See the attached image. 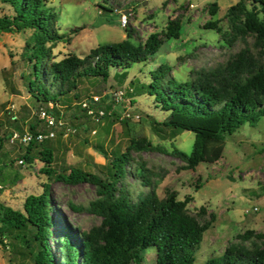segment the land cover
I'll list each match as a JSON object with an SVG mask.
<instances>
[{"label": "rangeland", "instance_id": "obj_1", "mask_svg": "<svg viewBox=\"0 0 264 264\" xmlns=\"http://www.w3.org/2000/svg\"><path fill=\"white\" fill-rule=\"evenodd\" d=\"M236 1L45 0L56 14L54 27L64 35L55 43L46 42L51 48L48 61H56L67 53L83 56L100 44L126 37L144 41L149 34L157 32L165 38L164 31L170 19L179 20V34L165 38L158 50L146 60L133 62L126 68L111 67L106 80L92 76L79 80L78 87L64 100L69 104L64 111L68 114L65 118L72 124L76 123L77 129L68 135L57 133L51 139L53 172L47 174L42 170L43 161L39 156V150L49 143L48 140L32 145L34 160L20 162L17 159L22 157L24 149L18 142L10 146V142L3 139L0 147V201L21 208L27 194L39 193L47 184L55 209L73 227L89 229L99 223L101 217L86 208L71 207L70 203L86 207L97 197L95 185L87 181L66 183L57 179L56 173L76 165L106 177L111 170L110 159L125 150L129 132L136 128L141 118H145V135L159 148L130 151L132 159L126 165L123 181L131 197L137 199L150 188L162 196L165 187L169 186L177 190L180 199L186 194L192 196L187 205L191 212L196 213L203 205L207 210L205 218H209L210 211L214 213V220L204 230L200 245L194 252V264H202L210 256L222 253L230 243L264 246V114L256 116L254 122H244L234 131L224 133L223 150L217 159L201 160L194 168H184V161L172 149L176 147L189 153L194 132L182 129L171 136L169 128L162 124L167 113L155 106L151 95L144 92L136 94L135 88V85L148 82L149 70L160 63L167 64L168 72L174 77L188 79L193 71L224 64L233 54L244 49L264 60L251 34L242 35L234 31V20L228 14V7ZM213 2L215 4L211 5ZM211 8H214L213 13ZM120 10L128 14L125 26L120 23ZM12 11L9 3L0 0V15ZM209 20L216 22L219 32L203 26ZM31 32L28 28L0 32L2 138L15 128L29 130V122H36L35 111L46 105V102L36 100L28 88V81L33 77L32 61L27 58V44L33 42ZM42 61L38 59L39 64ZM114 87L122 88L126 94L120 101L102 100L111 111L101 121L94 122L77 107L86 93L105 96V92ZM74 91L79 93L78 97H74ZM128 111L138 113L140 117L120 118ZM142 163L148 170L144 176L150 179L149 182L141 177L138 166ZM253 206L257 209L253 210ZM246 208L249 211H245ZM57 219L59 224L58 216ZM57 228L53 226L55 233ZM5 238L9 245L3 247L0 244V264H34V246L25 248L12 236L6 235ZM51 240L52 237L50 242L53 245ZM54 253L56 255L55 249ZM141 254V264H153L155 245L146 247Z\"/></svg>", "mask_w": 264, "mask_h": 264}, {"label": "trees", "instance_id": "obj_2", "mask_svg": "<svg viewBox=\"0 0 264 264\" xmlns=\"http://www.w3.org/2000/svg\"><path fill=\"white\" fill-rule=\"evenodd\" d=\"M3 1L9 3L13 11L0 15V32L32 30L33 42L27 44V58L32 61L33 77L28 81V88L36 100L53 102L57 115H68L64 111L69 104L64 100L83 77L106 80L111 67L126 68L133 62L146 60L165 38L179 34V20L170 19L164 31L165 38L157 32L149 34L144 41L126 37L100 44L83 56L67 53L56 61H48L51 48L46 42L55 43L64 38L54 27L56 14L45 0ZM228 14L234 20V31L251 34L264 58V0H237L228 7ZM203 26L219 32L213 20ZM39 58L43 60L40 64ZM168 68L167 64L160 63L150 69L148 82L135 85V88L136 94L151 95L155 106L167 113L162 124L169 128L171 136L182 129L194 132L189 153L176 147L172 149L184 161V168H194L201 160L217 159L223 150L224 133L234 131L244 122H254L256 116L264 114V60L247 49L236 52L224 64L193 71L188 79L174 77ZM73 95L78 97L79 93L74 91ZM77 107L81 110L79 104ZM144 121L145 118H141L136 128L129 132L125 150L110 159L111 170L106 177L76 165L56 173V178L66 183L87 181L95 185L97 197L86 207L72 203L70 206L86 208L99 215V223L87 230L73 227L51 203L45 184L41 192L27 194L21 208L0 201V244L3 247L9 245L5 240L8 235L25 248L34 246V264H141V252L150 245L156 248L153 264H194V252L204 230L214 220V213L210 211L209 218H205L207 210L203 205L196 213L191 212L187 205L192 196L186 194L180 199L177 190L169 186L165 187L162 196L150 188L133 199L123 181L126 165L132 159V149L159 148L146 137ZM36 127L37 122H29V130L34 131ZM11 132L9 130L4 138L0 136V147L3 139L8 141ZM51 139L18 143L24 149L21 158L31 162L36 158L31 153L32 145L48 140L49 143L39 150V156L43 161L42 170L47 174L53 172ZM138 167L141 177L149 182L150 179L144 176L148 170L143 163ZM56 216L61 221L59 224ZM53 226L58 227L56 233ZM202 264H264V246L230 243L222 253L210 256Z\"/></svg>", "mask_w": 264, "mask_h": 264}, {"label": "built area", "instance_id": "obj_3", "mask_svg": "<svg viewBox=\"0 0 264 264\" xmlns=\"http://www.w3.org/2000/svg\"><path fill=\"white\" fill-rule=\"evenodd\" d=\"M192 5V4H191ZM119 18L121 25H126L128 22V14L119 11ZM105 99L107 100H115L120 101L124 99V90L122 88H112L109 91L105 92ZM104 99V95L102 94H89L87 96L82 97L78 103L81 108L83 114L87 115V117L91 118L94 122L101 121L105 115L110 113V109L106 110V105L102 103ZM55 104L51 101L47 102L45 106H41L35 111L36 114V122L37 127L34 131L24 130L22 132L18 130H12L9 134L8 141L9 142H18L22 144L29 143L30 141H43L46 138H53L57 133H61L63 135H68L70 133H74L76 131V126L68 121L63 114L57 115L53 110ZM125 116V117H124ZM139 118V114H131V112H125L120 115V118ZM18 161L22 162L23 158H18ZM253 210L257 209V206L252 207ZM245 211H249V209H245Z\"/></svg>", "mask_w": 264, "mask_h": 264}, {"label": "water", "instance_id": "obj_4", "mask_svg": "<svg viewBox=\"0 0 264 264\" xmlns=\"http://www.w3.org/2000/svg\"><path fill=\"white\" fill-rule=\"evenodd\" d=\"M143 3H145V1ZM124 11H126V10H124Z\"/></svg>", "mask_w": 264, "mask_h": 264}]
</instances>
